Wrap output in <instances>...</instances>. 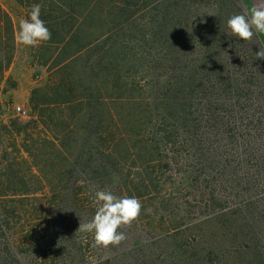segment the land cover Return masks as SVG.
<instances>
[{"label": "trees", "instance_id": "obj_1", "mask_svg": "<svg viewBox=\"0 0 264 264\" xmlns=\"http://www.w3.org/2000/svg\"><path fill=\"white\" fill-rule=\"evenodd\" d=\"M19 1L29 13L41 5L52 37L41 44L48 76L31 90L29 118L0 126V264H44L29 248L36 223L24 239L11 232L44 206L42 191L52 205L41 230L50 236L48 264H86L94 234L76 232L95 215L93 189L155 198L169 163L183 170L177 183L202 188L220 215L208 230L201 223L185 234L179 225L159 241L144 236L139 216L119 229L127 236L119 246L93 247L98 261L264 264V73L253 54L263 45L222 38L220 25L243 9L218 0L191 58L183 22L200 0ZM15 44L0 4V71ZM231 65L251 71L235 74ZM152 68L154 78L142 82Z\"/></svg>", "mask_w": 264, "mask_h": 264}, {"label": "rangeland", "instance_id": "obj_2", "mask_svg": "<svg viewBox=\"0 0 264 264\" xmlns=\"http://www.w3.org/2000/svg\"><path fill=\"white\" fill-rule=\"evenodd\" d=\"M233 1L243 9L244 13L249 11V8L245 5V0ZM0 4L11 15L15 26V34L17 35L19 32V21L22 18L28 19L29 12L19 0H0ZM188 5V14L184 17L183 25L187 29L186 33L190 32L188 33L189 35L186 36L185 43L187 44L186 50L188 57L192 58L195 46H197L200 39H202L200 38L202 34L204 37L206 34H209V16L219 11L218 9L221 6H219L218 0H200L198 4ZM225 9L224 7L222 11L225 12ZM141 14L142 13L137 17V23L143 24L147 16ZM220 25L222 26V38H226V36L230 34V30L226 27L224 21L221 22ZM194 29L199 30L198 35L192 33V31H195ZM258 42L261 41L259 37L255 35L253 41L248 43L251 48L256 50L259 49ZM41 44L42 43L36 47H29L17 44L16 42L13 51L8 54L11 57V62L0 71V126L6 125L10 120L16 117L13 109L9 108V106L13 104L24 106L28 113L31 114L32 110L29 101L31 90L35 87L43 86L48 76L47 66L43 65V62L49 58V55L47 54L46 48H43ZM7 51L8 50L3 51V55L7 54ZM255 53L256 51H253L254 55ZM262 62L263 65H261V67L263 70H261V72L264 73V59ZM229 69H231L230 71L232 73L234 71L235 74H244L251 71L249 68L247 69L245 67H239L238 70L233 67V65H231ZM156 73L157 71H155L154 68L148 69L140 74L139 78L142 79V82H148L154 78ZM255 75L256 74L252 77H255ZM145 90L147 95L151 93L149 84ZM28 118L29 115L23 118L21 117L22 120ZM179 166L180 165L177 166L172 163L166 165L164 170L168 177L166 183L162 182L161 193L156 194L155 198L148 196L144 198V201H140L142 209L138 226L143 230L144 236L148 239H156L159 241L163 239L166 234L174 230L175 226L179 225L186 231L184 232L185 234H190L193 225L201 223L204 225V231L208 230L209 225H212L215 218L221 213V207H209L205 204L202 188L190 186L187 182H181V180L180 183H177L179 175L183 171ZM39 196L44 201V206L34 215L31 222L22 219L17 223L14 229H11V232L16 240L20 238L24 239L22 236L27 232L30 224L36 223L40 235L35 234L34 238L29 240V248L30 251L34 252L33 257H37L42 263L48 264L51 262V259L45 255L50 250V236L41 230H43L45 224L49 220L47 215L52 213V205L50 207L47 205V199H45L47 195L44 191H42ZM91 198L94 203V197L92 196ZM33 204H35L34 201L30 200L27 202L26 206L32 208L35 206ZM92 239V236L88 237V239L85 237V244L91 242ZM93 247L94 244L87 248L86 264H102L98 261L99 258L93 254Z\"/></svg>", "mask_w": 264, "mask_h": 264}, {"label": "clouds", "instance_id": "obj_3", "mask_svg": "<svg viewBox=\"0 0 264 264\" xmlns=\"http://www.w3.org/2000/svg\"><path fill=\"white\" fill-rule=\"evenodd\" d=\"M227 27L231 36L251 43L255 35L264 33V0H260L244 14L232 15L227 20ZM51 37V31L41 19V5L33 4L29 18L19 21L17 44L36 47L49 41ZM259 46L260 50L255 53V59L258 60L264 59V46ZM93 190L94 203L97 206L95 215L88 222H84L82 218L76 233L94 234L96 247L119 246L127 239L126 233L119 229L131 226L138 219L142 204L135 197H121L111 191Z\"/></svg>", "mask_w": 264, "mask_h": 264}, {"label": "built area", "instance_id": "obj_4", "mask_svg": "<svg viewBox=\"0 0 264 264\" xmlns=\"http://www.w3.org/2000/svg\"><path fill=\"white\" fill-rule=\"evenodd\" d=\"M9 108L13 109L16 117H20V118L22 117L23 118V117H26L29 115L27 109L20 104H13V105L9 106Z\"/></svg>", "mask_w": 264, "mask_h": 264}, {"label": "crops", "instance_id": "obj_5", "mask_svg": "<svg viewBox=\"0 0 264 264\" xmlns=\"http://www.w3.org/2000/svg\"><path fill=\"white\" fill-rule=\"evenodd\" d=\"M258 2H260V0H245V5L250 10L253 6H256ZM257 36L259 37L262 45L264 46V33H259L257 34Z\"/></svg>", "mask_w": 264, "mask_h": 264}]
</instances>
